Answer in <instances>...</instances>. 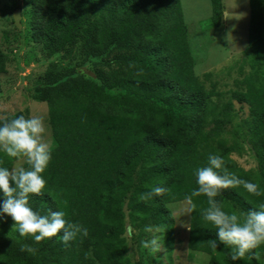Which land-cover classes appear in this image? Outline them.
Listing matches in <instances>:
<instances>
[{"label":"trees","instance_id":"trees-1","mask_svg":"<svg viewBox=\"0 0 264 264\" xmlns=\"http://www.w3.org/2000/svg\"><path fill=\"white\" fill-rule=\"evenodd\" d=\"M209 2V23L219 28L222 0ZM248 3L243 55L257 72L264 70V0ZM28 19L27 35L49 60L31 97L47 105L53 146L43 173L45 193L30 195L29 205L41 215L65 211L88 236L78 235L67 245L62 233L35 242L20 237L4 215L0 264H132L127 225L139 233L146 226L162 229L170 241L173 219L167 206L187 201L197 188L195 172L207 166L210 154L223 156L229 171L264 191V83L249 74L226 102L215 86L207 89L194 72L180 0H33ZM7 60L0 50V76ZM85 67L93 77L81 72ZM232 101L248 108L240 123ZM241 136L257 159V172L231 157ZM15 161L0 151V166L11 169ZM155 186L170 193L141 199ZM3 199L0 192V203ZM192 199L189 253L207 255L206 264H262L264 245L236 261L231 248H213L209 241L217 238V229L202 216L207 198ZM217 199L238 214L264 202V196L242 187L223 190ZM21 243L36 254L21 252Z\"/></svg>","mask_w":264,"mask_h":264},{"label":"rangeland","instance_id":"rangeland-1","mask_svg":"<svg viewBox=\"0 0 264 264\" xmlns=\"http://www.w3.org/2000/svg\"><path fill=\"white\" fill-rule=\"evenodd\" d=\"M32 1L0 0V50L8 57L5 72L0 76V120L20 115L26 118L40 115L47 126L45 139L51 143L47 105L31 97L36 80L45 73L49 64L42 46L27 35L28 11ZM180 4L195 60L194 72L207 89L215 86L219 98L226 102L230 99L231 92L239 89V83L249 74L255 75L259 83H264V70H251L243 55L248 35V0H222L228 16H223V24L219 28H213L209 23V0H180ZM17 9L20 10V30L15 28L12 20ZM81 72L93 77L87 67L81 69ZM206 74L209 75L208 79L205 78ZM232 104L235 121L240 123L248 117V108L236 101H232ZM238 143L240 148L231 155L232 159L244 170L257 172V159L246 139L241 136ZM21 164L23 161L16 160L12 168ZM187 207V201L167 206L173 219L170 241L162 229L152 228L150 233H139L132 232L127 225V256L132 264H206L207 255L187 251L190 219V215H184ZM154 236H159L162 241L161 249L156 252L145 249L141 243Z\"/></svg>","mask_w":264,"mask_h":264},{"label":"clouds","instance_id":"clouds-1","mask_svg":"<svg viewBox=\"0 0 264 264\" xmlns=\"http://www.w3.org/2000/svg\"><path fill=\"white\" fill-rule=\"evenodd\" d=\"M47 126L40 115L26 118L20 115L13 119L0 121V151L8 157L23 161V164L11 169L0 166V192L3 202L0 203V218L10 216L13 227L20 237H32L35 242L55 237L61 234V241L67 245L77 236L87 237L88 230L82 225L67 219L63 210L48 211L41 215L29 205L30 195L42 196L45 193L47 181L43 173L52 159L53 146L45 139ZM196 184L191 194L186 197L188 207L184 215L195 211L193 197L201 195L207 198L208 207L203 210V220L211 223L216 229V239L209 241L213 248L223 244L232 249L231 260L243 259L253 249L264 245V202L257 210L247 213L226 211L217 199L223 190L242 187L250 195L264 196V191L255 183L241 178L229 171L226 161L219 154H210L207 166L198 168L195 172ZM170 193L164 186H155L151 192L142 195L141 199L152 196H162ZM145 232L153 229L146 226ZM219 242V243H218ZM145 249L159 251L162 241L159 236L142 241ZM21 252L35 255L37 249L26 243H21Z\"/></svg>","mask_w":264,"mask_h":264},{"label":"water","instance_id":"water-1","mask_svg":"<svg viewBox=\"0 0 264 264\" xmlns=\"http://www.w3.org/2000/svg\"><path fill=\"white\" fill-rule=\"evenodd\" d=\"M223 16H224V13H223ZM12 20H13V24H14L15 28L17 30H20L21 29V26H20V10L19 9H17L13 13Z\"/></svg>","mask_w":264,"mask_h":264},{"label":"crops","instance_id":"crops-1","mask_svg":"<svg viewBox=\"0 0 264 264\" xmlns=\"http://www.w3.org/2000/svg\"><path fill=\"white\" fill-rule=\"evenodd\" d=\"M226 15V17L228 16V11L224 8V16ZM184 17V16H183Z\"/></svg>","mask_w":264,"mask_h":264}]
</instances>
